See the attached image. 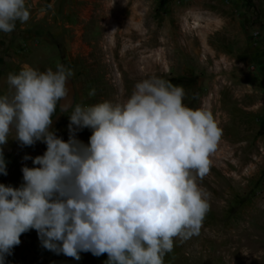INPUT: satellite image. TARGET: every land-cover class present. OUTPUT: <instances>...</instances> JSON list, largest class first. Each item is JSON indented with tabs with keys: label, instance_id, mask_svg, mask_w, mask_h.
Instances as JSON below:
<instances>
[{
	"label": "rangeland",
	"instance_id": "obj_1",
	"mask_svg": "<svg viewBox=\"0 0 264 264\" xmlns=\"http://www.w3.org/2000/svg\"><path fill=\"white\" fill-rule=\"evenodd\" d=\"M30 19L0 33V93L23 65L72 71L76 103L127 99L137 81L157 77L182 86L184 103L209 111L221 137L209 170L196 177L209 203L200 233L174 238L164 264H264V0H26ZM95 90V95H89ZM69 113L57 105L56 135L69 138ZM92 132L77 137L87 143ZM11 138V137H10ZM46 151L37 142L3 146L7 175L19 187L22 167ZM38 237L32 229L21 234ZM20 247L21 245H16ZM23 255L33 253L20 247ZM36 247L37 260L46 256ZM63 255V254H62ZM65 255H63L64 257ZM87 264H105L82 252Z\"/></svg>",
	"mask_w": 264,
	"mask_h": 264
},
{
	"label": "clouds",
	"instance_id": "obj_2",
	"mask_svg": "<svg viewBox=\"0 0 264 264\" xmlns=\"http://www.w3.org/2000/svg\"><path fill=\"white\" fill-rule=\"evenodd\" d=\"M29 19L26 0H0V33ZM72 75L63 64H25L0 93V174L10 139L46 145L24 157L35 166L22 167L19 187L0 183V264L32 229L43 248L76 260L91 252L107 253L105 264H164L174 238L200 233L210 206L196 177L207 174L221 129L162 78L137 81L123 101L81 106L69 101ZM58 104L69 113L66 141L53 128ZM85 128L87 143L77 137Z\"/></svg>",
	"mask_w": 264,
	"mask_h": 264
},
{
	"label": "crops",
	"instance_id": "obj_3",
	"mask_svg": "<svg viewBox=\"0 0 264 264\" xmlns=\"http://www.w3.org/2000/svg\"><path fill=\"white\" fill-rule=\"evenodd\" d=\"M23 242L20 243L21 246H25L33 253L32 256L26 257L23 255V250L18 247L14 246L12 250V254L6 256V264H87L86 261H71L70 257L64 256L62 254H56L50 250H47L41 246L39 237L32 238L25 237ZM36 247L40 250L42 249L41 253L43 254L45 251V255H40V257L44 258L43 261H40V258L37 260V256H39L35 251Z\"/></svg>",
	"mask_w": 264,
	"mask_h": 264
},
{
	"label": "water",
	"instance_id": "obj_4",
	"mask_svg": "<svg viewBox=\"0 0 264 264\" xmlns=\"http://www.w3.org/2000/svg\"><path fill=\"white\" fill-rule=\"evenodd\" d=\"M67 87L69 88V101H71L73 104H75L76 103V89H75L74 82L71 78H69V80L67 82ZM59 108H60V106H59ZM69 111H70V109H69Z\"/></svg>",
	"mask_w": 264,
	"mask_h": 264
}]
</instances>
